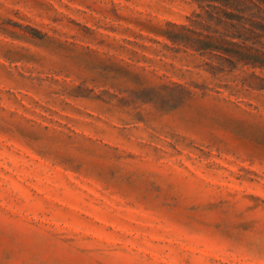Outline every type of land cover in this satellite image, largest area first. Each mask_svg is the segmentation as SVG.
<instances>
[{
  "label": "rangeland",
  "instance_id": "obj_1",
  "mask_svg": "<svg viewBox=\"0 0 264 264\" xmlns=\"http://www.w3.org/2000/svg\"><path fill=\"white\" fill-rule=\"evenodd\" d=\"M0 264H264V0H0Z\"/></svg>",
  "mask_w": 264,
  "mask_h": 264
}]
</instances>
